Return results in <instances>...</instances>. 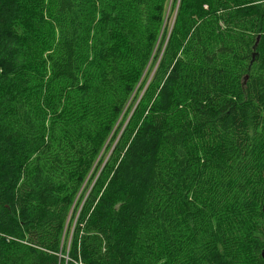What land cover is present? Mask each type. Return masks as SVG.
<instances>
[{"label": "trees", "instance_id": "16d2710c", "mask_svg": "<svg viewBox=\"0 0 264 264\" xmlns=\"http://www.w3.org/2000/svg\"><path fill=\"white\" fill-rule=\"evenodd\" d=\"M167 2L0 0V264H264V0Z\"/></svg>", "mask_w": 264, "mask_h": 264}, {"label": "rangeland", "instance_id": "374dc122", "mask_svg": "<svg viewBox=\"0 0 264 264\" xmlns=\"http://www.w3.org/2000/svg\"><path fill=\"white\" fill-rule=\"evenodd\" d=\"M175 0H168L167 4H166V7H165V13H164V21H163V29H162V36L165 34V30L169 31L170 28H171V25H172V22H173V17H174V12L171 14V8H172V4L174 3ZM176 3H177V0H176ZM144 78H142L143 80ZM122 115H125L122 114ZM103 154V152L101 153ZM84 191H86L84 189ZM85 193V192H84ZM72 215H73V212H72ZM76 216H77V213L74 215V218H69L70 219V222H71V229L73 227V224H74V221L76 219ZM68 244H69V238H66L63 240V245H64V248L65 250L68 248ZM66 253V252H64ZM66 257V255H64Z\"/></svg>", "mask_w": 264, "mask_h": 264}, {"label": "water", "instance_id": "95a60500", "mask_svg": "<svg viewBox=\"0 0 264 264\" xmlns=\"http://www.w3.org/2000/svg\"><path fill=\"white\" fill-rule=\"evenodd\" d=\"M263 213H264V203H263ZM263 258H264V254H263Z\"/></svg>", "mask_w": 264, "mask_h": 264}]
</instances>
